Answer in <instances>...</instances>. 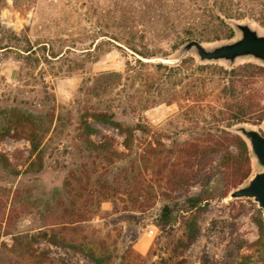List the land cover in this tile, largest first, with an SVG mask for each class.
<instances>
[{"label":"rangeland","instance_id":"obj_1","mask_svg":"<svg viewBox=\"0 0 264 264\" xmlns=\"http://www.w3.org/2000/svg\"><path fill=\"white\" fill-rule=\"evenodd\" d=\"M4 1L0 46L9 47L0 50V114L17 109L34 115L40 146L38 153L31 152L29 126L0 140V264H94L43 240V232L96 248L103 242L111 264H119L123 253L124 264H157L171 241L157 226L161 206L183 202L202 189L193 181L180 189L169 183L204 145L201 129L211 121L206 111L194 115L196 129L183 120L184 76L200 77L197 64L228 69L261 63L249 58L232 65L201 63L188 52L182 59L191 58L194 65L180 67L176 102L167 104L161 100L172 96H156L152 84L167 71L155 64L176 66L186 42L181 44L182 25L166 27L158 18L173 21L181 12L171 8L187 9L195 0H160L159 14L158 0ZM241 5L246 19L238 22L264 34L259 7L251 1ZM237 37L235 30L232 40ZM220 43L225 42L202 45ZM27 47L30 53L22 51ZM218 90L216 83L207 85L206 100H215ZM93 111L114 114L131 136L89 118ZM84 116L94 130L90 135L82 129ZM251 128L264 134V123ZM228 150L236 154L234 146ZM218 157L211 156L213 165ZM250 157L249 177L207 203L195 240L176 253L181 264H264V240L253 223L260 209L251 199L229 197L260 170ZM175 215L171 234L177 238L186 214L176 208Z\"/></svg>","mask_w":264,"mask_h":264},{"label":"trees","instance_id":"obj_2","mask_svg":"<svg viewBox=\"0 0 264 264\" xmlns=\"http://www.w3.org/2000/svg\"><path fill=\"white\" fill-rule=\"evenodd\" d=\"M195 1L197 3H194ZM195 1L187 9L171 8L169 10L171 13L181 12L179 13L180 16H176L173 21H168L163 16L158 18L166 27L173 28V26L182 25V34L185 39L181 44L189 40H196L201 44L232 40L235 36L233 22L246 19L241 7V4L245 2H254L264 17V0H257L258 2L255 0H238L236 3L233 0ZM4 2V0H0V9ZM162 7L161 1L158 0L155 9L158 14ZM262 26L264 27V24ZM125 44L129 46L127 41ZM8 47L0 46V50ZM129 49L134 51L133 47H129ZM22 51L30 53L31 48L27 47ZM139 56L145 57L142 53ZM135 62L139 65H145L137 59ZM182 65H194L193 60L191 58L182 59L176 66L171 67L162 63L155 64L156 69L167 71L164 78H158L152 83L156 96L162 97L169 94L172 96L168 101L163 99L164 101L161 100V102L167 104L176 102L173 97V94H176L174 90L182 83V80L177 79L176 75ZM197 65L196 71L201 75L200 77L191 73L183 78L186 80L184 90L186 105L181 113L184 117L183 120L192 124L196 129L199 127V120L194 115L198 113L197 111L208 112L211 121H205V125L201 129L202 134L206 135L207 138L203 143L204 145L194 149L189 157L191 160L186 163V166L170 175L169 183L173 185V189H180L183 185L187 186L190 181H193L202 189L199 194L187 197L183 202L167 201L161 206L156 217L157 226L161 233H164L171 241L168 242L169 248L164 247L165 254L158 255L157 264H181L182 260L175 259L176 253L183 252L195 240L198 230L197 220L205 212L207 203L215 197H225L230 188L237 187L249 177L251 157L248 146L242 137L233 134L232 131L240 125L260 127L264 123V95L262 93L264 65L247 63L231 66L228 69L216 67L214 64ZM213 83L219 86L216 99L213 101L206 100L208 96L205 95L204 90L207 85ZM88 117L120 130L125 133L127 138L131 136V131L123 130L120 123L113 120L114 114L106 111H93ZM84 118L85 116L82 119V129L86 135H90L94 130ZM35 119L34 115L17 109H11L9 114L1 113L0 140L16 136L22 127L29 126L32 130L28 133L27 140L30 143L31 152L38 153L40 145L37 132L34 131L36 130ZM230 145L235 147V155L229 152L228 146ZM213 154L219 156L215 165L211 161ZM176 208L186 214V217L183 218L180 237L177 238L171 234L176 221ZM253 223L258 229L259 238L264 240V218L260 210L256 211ZM56 235L55 232L49 234L43 232L41 238L60 248L72 249L94 264L112 263V254L103 242L99 243L96 248L89 243H84V241H76ZM124 261H126V255L123 253L119 264H124Z\"/></svg>","mask_w":264,"mask_h":264},{"label":"water","instance_id":"obj_3","mask_svg":"<svg viewBox=\"0 0 264 264\" xmlns=\"http://www.w3.org/2000/svg\"><path fill=\"white\" fill-rule=\"evenodd\" d=\"M233 26L238 33L236 39L209 48L196 40H189L179 49L176 61H180L188 52H192L201 63L223 62L232 65L239 59L249 58L264 65V34L248 23L233 22ZM234 131L247 142L249 152L260 170L243 185L232 190L229 197L251 199L257 204L264 218V134L244 125L237 126Z\"/></svg>","mask_w":264,"mask_h":264}]
</instances>
